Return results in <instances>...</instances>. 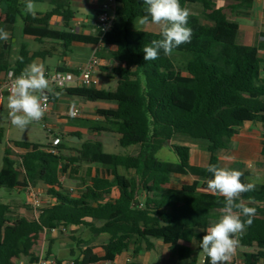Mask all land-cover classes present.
Masks as SVG:
<instances>
[{
	"label": "trees",
	"instance_id": "16d2710c",
	"mask_svg": "<svg viewBox=\"0 0 264 264\" xmlns=\"http://www.w3.org/2000/svg\"><path fill=\"white\" fill-rule=\"evenodd\" d=\"M45 1L34 0V3ZM217 1H234L248 9L253 3V0H179L181 7L190 11L187 27L192 31L191 41L177 47L186 46L191 54L180 68L176 59L165 55L163 50L158 59L144 60V47L162 37L160 33L134 28L138 17L146 15L143 0H117L113 28L102 40L104 47L115 48L116 64L108 77L118 80L116 89L70 88L58 92L89 102L116 104L114 110H99L100 120L86 121V125L92 132L117 135L121 147L137 146L138 153L135 156L108 154L99 141L84 142L68 157L62 155L66 151L62 144L56 148V155L46 151L48 144L15 142L16 148L26 152L14 157L7 148L0 171V189L11 192L42 186L54 204L39 211L25 206L29 218H22L15 215L17 204L4 203L0 198V264H15L22 258L35 264L38 261L35 252L41 249L44 230L60 224L85 227L93 236H109L102 256L94 255L87 248L81 251V260L75 259L77 264L113 263L130 244L148 239L161 240L174 253L190 258V264H195L196 254L181 243L197 242L200 249V240L209 222L219 219L224 207V198L207 188L206 181L212 176L207 167L209 164L221 166L218 153L232 149V140L245 123L243 115L264 124V60L235 53L239 49L240 26L222 8H216ZM25 3L26 0H0V7L4 6L8 14L22 18L25 36L51 40L66 47L75 42L96 45L100 42L98 38L70 31L74 13L69 0H52L53 10L35 17L24 13ZM238 6L233 5L231 9ZM195 8H199L197 13L192 11ZM54 16L63 18V30L50 26ZM10 31L13 33L12 26ZM4 43L0 41V76L10 70L19 76L39 56L22 46L16 63L11 66L10 46L5 49ZM50 99L56 101L57 96L50 94ZM1 121L0 116V143L5 136ZM177 136L205 143L208 164L193 166L191 149L183 145L171 146L178 157L177 163L159 160L157 154ZM262 146L264 159V139ZM83 166H100L109 178L97 174L85 187L81 181L80 192L74 195L65 189L60 177L69 170L73 177ZM242 173V182L252 183L251 172ZM176 175L191 176L194 183L171 189L168 185ZM255 186L254 191L242 194L245 203L256 212L252 224L237 239L239 246H257L259 251L245 254L244 264L264 261V183ZM205 264H211L210 259Z\"/></svg>",
	"mask_w": 264,
	"mask_h": 264
},
{
	"label": "crops",
	"instance_id": "0c3cea01",
	"mask_svg": "<svg viewBox=\"0 0 264 264\" xmlns=\"http://www.w3.org/2000/svg\"><path fill=\"white\" fill-rule=\"evenodd\" d=\"M52 0H46L45 2L51 5ZM80 7L83 10L91 9L92 13L86 18H76L75 11L72 9V0H69L71 10L74 13V19L70 22V30L73 29L76 25L77 21H82V26L77 29L76 34L83 35L87 38L97 39L98 38V31L96 25L97 14L99 8L101 6L102 0H79ZM230 2L231 6L236 5L238 3L234 1H217L216 8H222L219 6V3ZM242 6H238L239 8ZM224 13L226 14V10ZM52 9L49 11L51 12ZM48 13V12H47ZM37 14H45L42 12H37ZM247 14V15H244ZM227 15V14H226ZM228 16V15H227ZM240 18L232 20L239 24L240 32L237 39V44H241L244 46H254L257 50L256 57L264 60V0H253L252 7L250 9L245 8V11L239 15ZM20 20L23 23L24 29V22L21 17L14 16L8 14L4 6L0 7V28L2 24L5 25V30L9 33L8 41L12 42L14 33H11L10 27L12 26L13 32L15 29V25L17 21ZM138 21V20H137ZM135 22L134 28L137 29V23ZM50 26L56 30H63L64 29V21L62 17L54 16L50 20ZM142 31V30H141ZM147 32V31H146ZM155 33V32H151ZM160 33V32H156ZM7 41V42H8ZM17 42V41H16ZM5 44V43H4ZM22 46H25L27 50L32 54H39V56L35 57L33 61L37 63H42L45 68V75L46 78L52 76V74L58 70H64L68 72L77 73L80 68L85 66V64L89 61L93 54L97 53V56L100 58L102 62L101 67V85L97 87L98 90H105L104 83L102 76H108L112 67L116 64L114 62V54L115 48L110 47H102L100 51H97V45L94 43H71L68 47L61 43H56L51 40H38L35 37L23 36L21 38L20 44H18V54L17 58L14 59V62L11 63L10 61V54H9V64L14 66L16 63L20 50ZM7 48V47H6ZM11 49V45H10ZM10 51V50H9ZM264 78V73L262 74ZM5 79V74L0 76V83ZM111 79V78H110ZM114 84L116 82L115 87H110L109 90L114 91L117 87L118 80L116 78H112ZM70 88H81L78 83L70 84L67 86L66 89ZM59 89H56L49 83V90H47V96L50 94H55L58 92ZM62 94L57 97L56 101H53L50 107V110L43 116V125H46L44 130L48 136V142L50 141V137L59 136L62 140V145L66 147V151H63L65 156L68 153L75 154V150H78L84 142H96L100 141L97 137L100 133L92 132L89 127L86 125V121L88 122H95L100 120L98 116L99 110H114L116 109V104L114 103H107V102H89L84 99H80L77 97L70 96L65 92H61ZM8 92L5 91L3 97L0 98V110H1V118L3 119L6 117L8 119L7 131L4 129V126L1 127L4 130V140L0 143L1 150H0V171L3 168V159L4 153L7 148L10 149L12 157L17 155L25 154V150L16 148L14 143L15 142H23V143H31L30 141H26L29 139H12L11 135L13 134V127L14 125L11 124L10 119L8 118ZM79 111L80 114L76 118H70V114L74 111ZM2 122V121H1ZM38 122H40L38 120ZM248 125V124H247ZM251 131L248 134L241 129H250ZM239 130V134L236 135L232 142L235 139H239L240 143L237 150H234L232 153L234 159L227 160L228 164L223 163V159L218 153L220 164L222 167H228L231 169L230 164L233 161L237 160H244L246 158L258 159L261 156V152L263 149L262 140L264 139V124L258 122H251L249 128H245V123L243 128ZM76 134H79L80 137H77ZM78 138V140L76 139ZM119 140V138H118ZM48 144V143H47ZM170 146L173 145H183L188 146L191 149V164L193 166L205 167L209 161V153L207 152V147L200 144H188V143H178L176 139L172 140L169 143ZM137 147V146H132ZM131 148V147H128ZM138 153V147L137 152ZM236 154V155H235ZM135 155H124V156H135ZM225 160V159H224ZM76 166L74 165L71 170H75ZM249 171V170H243ZM241 171V172H243ZM251 172V171H249ZM124 173V172H123ZM99 175L102 178H109L107 171L100 166H83L78 168L76 174L72 177V173L69 170L63 178H70L71 184L69 187H76L74 185H78L81 181L84 182V187L90 185V179L94 178L96 175ZM252 174V172H251ZM133 175V173H131ZM130 175V176H131ZM256 175V174H255ZM253 174L250 179H252ZM73 178V179H72ZM194 183V178L191 176H179L176 175L172 178L170 184L168 185L171 189H180L184 185H192ZM261 184L264 183V180L260 182ZM42 187V186H41ZM78 187V186H77ZM68 187H65L67 189ZM44 192L46 189L42 187ZM78 189H81L78 187ZM18 195H17V194ZM8 194V202L15 203L16 201H25L27 200V195L21 193L20 190H15L11 192H7ZM23 195V199L21 197ZM6 194H3L5 197ZM114 196L117 197V191H114ZM16 216H20L22 218H29V214L24 208H20L15 212ZM218 219L212 220L209 222L208 227L213 223L217 222ZM80 227L74 229L78 230ZM239 235V234H238ZM237 235V237H238ZM68 236V235H67ZM67 236H48L47 243L45 246V253L46 255H54L58 261L66 262L68 260L77 259L80 257V253L82 250L87 248H91L93 254L100 257L102 256V248L109 242V236L106 234L100 236H93V239L90 241L81 242L79 245H76L73 242H70L62 237ZM235 237V238H237ZM181 245L188 246L192 254H196L195 264H203L202 260L203 257L206 255L202 250L199 249L197 242L192 244H184ZM258 248L254 246L252 248H246L237 246L236 252L231 256V258L225 262V264H244V255L255 253L254 248ZM76 251L75 257H72L73 252ZM259 251V249H258ZM257 251V252H258ZM41 249L35 252L37 257L40 256ZM27 259V258H26ZM131 259V261H128ZM191 259L180 257L178 254L174 253L171 250V246L164 244L161 240L158 239H148L145 240H136L135 243L130 244L127 251L123 254L118 256L115 261L111 264H190ZM105 263V262H101ZM100 264V263H99ZM258 264H264V261H260Z\"/></svg>",
	"mask_w": 264,
	"mask_h": 264
},
{
	"label": "clouds",
	"instance_id": "9594fccd",
	"mask_svg": "<svg viewBox=\"0 0 264 264\" xmlns=\"http://www.w3.org/2000/svg\"><path fill=\"white\" fill-rule=\"evenodd\" d=\"M143 3L147 6L146 15L138 17V23L141 26L157 25L162 37L144 47L145 61L158 59L161 50L165 55H171L174 48L191 41L192 31L187 27L190 11L182 8L179 0H143ZM24 13L32 17L37 15L34 0H26ZM8 39L9 33L0 28V41L6 43ZM19 59L23 60L22 57ZM47 90L49 80L44 65L33 61L15 78L8 94V118L11 124L23 130L31 122L42 119L47 107ZM61 94L55 93L57 97ZM207 171L212 174L206 181L207 188L224 198V207L218 221L208 227L200 240V249L210 258L211 264H225L238 246L235 237L252 224L256 209L245 203L242 194L254 191L256 186L242 182L243 173L239 170L209 164ZM242 216L247 219L242 220Z\"/></svg>",
	"mask_w": 264,
	"mask_h": 264
},
{
	"label": "rangeland",
	"instance_id": "374dc122",
	"mask_svg": "<svg viewBox=\"0 0 264 264\" xmlns=\"http://www.w3.org/2000/svg\"><path fill=\"white\" fill-rule=\"evenodd\" d=\"M79 3H80L79 0H72V9L75 11V14H76L75 17L78 19L79 18L80 19L86 18V16H88L92 13V10L91 9L83 10V8L80 7ZM35 4L37 6V12L47 13L52 9L50 4L47 2L35 3ZM219 4H220L219 6H221L222 8H224L226 10V14L228 15V17L231 21L235 20L237 18H240L239 15L245 11L244 7L231 9L230 8V6H231L230 2L219 3ZM192 11L194 13H197L199 11V8H195V10L193 9ZM137 24H138L137 29H140L142 31L155 32V33L160 32L159 27L157 25L149 24L147 26H141L139 23H137ZM13 33H14V35H13L12 42L8 41L4 44V48L7 47L8 45L9 46L11 45V49L9 51L11 63H13L14 59L17 58L18 44H20L21 38L23 36V23H22V21H20V20L17 21ZM238 47H239V49L235 51L236 54L241 55L243 53H247L250 56H252L253 58L256 57L257 50L254 46H244V45H242V42H241V44H238ZM171 56H173L176 59L177 66L181 68L185 65L186 60L191 57V54L187 51L186 46H184L181 48H174ZM102 79H103V83H104V89L106 91H109L110 87H115L114 85H116V82L114 84V81L112 79H110L108 76L103 75ZM242 118L245 120V128H249L250 123L253 122L251 120V117L248 115H243ZM1 124H2V126H4V129L7 131L8 128L6 125L8 124V119L6 117H4L2 119ZM251 130H252V128L246 129L245 131H244V129H241V131H243L244 133L246 132L247 134ZM12 133H13L11 135L12 139H29L26 141H30L33 144L41 145V146H45L48 143V136H47L46 131L43 128L42 122L33 121L29 125H27V127L24 128L23 130L14 126ZM51 138L52 137H50V139ZM97 138L104 143V152H106L108 154L124 156V155H135L137 152V147H131V148L121 147L119 144V140H118L117 135L100 134ZM175 139L178 143H188L191 145H194V144H200L201 145L202 144V145H204V147L206 146V144L203 142L193 141V140H191L187 137H183V136H177ZM239 143H240V140L237 138L232 142V149L231 150L219 152L220 156L223 159L224 164H228L227 160H229V159H225V157L234 156L232 152L234 150L238 149ZM0 150H1V146H0ZM69 154H72V153H68L65 156L64 152H62V155L65 157H68ZM157 158L159 160H162L165 162H170V163H177L178 162V157L174 153V151H172L170 145L165 147L164 149H162L157 154ZM230 167H231V169H235V170H239V171H243V170L251 171L253 174V177H252V179H250V182H252L254 184H261L260 182L262 180H264V159L261 156L257 160L255 158L252 160H251V158H246L244 160L233 161V163L230 164ZM61 179H62L61 182H62L63 186L68 187L67 189L72 194L77 195L80 192V189H78V187H79L78 185H74L76 187H72V188L69 187L70 185H72L70 178H63V176H61L60 180ZM37 188L44 192V190L42 189L41 186H38ZM7 192H10V191H8L6 189H0V198L4 203H8V197L9 196H8ZM21 193H23L24 195L25 194L27 195V192L25 190L21 191ZM3 194H6V196L3 197ZM21 197L23 199L22 194H21ZM15 204H17V206H15V207H18V209L24 208L25 206L32 209L31 206H29L27 204V200L16 201ZM62 238L66 239L70 242H73L76 245H79L81 242L92 240L93 235L90 233V231L87 228L80 227L78 230L70 231L69 236H67L65 238L62 237ZM254 251L257 252L258 248L255 247ZM75 254L76 253H73L72 257H75Z\"/></svg>",
	"mask_w": 264,
	"mask_h": 264
},
{
	"label": "built area",
	"instance_id": "2783aa9c",
	"mask_svg": "<svg viewBox=\"0 0 264 264\" xmlns=\"http://www.w3.org/2000/svg\"><path fill=\"white\" fill-rule=\"evenodd\" d=\"M118 7L117 0H102L101 6L99 8L96 25L98 31L99 43L97 44V51H100L103 47L102 40L104 37L112 30L115 19H116V9ZM82 21H77L76 25L70 31L76 34L77 29L82 26ZM102 62L97 56V53L93 54L89 61L79 69L77 73L68 72V71H56L48 78L49 83L56 89H66L68 85L78 83L81 88H97L101 85L102 81L100 78ZM16 76L12 70L5 74V79L0 86V98L3 97L5 91L10 93L12 84ZM47 107L45 114L50 110L52 101L50 96H47ZM44 114V115H45ZM80 112L74 111L70 114V118L78 117ZM1 116V110H0ZM43 122V118L39 120ZM46 128V125H43ZM62 144L61 138L59 136H52L48 142L49 148L47 152L56 155L58 151L56 150ZM62 181V179L60 180ZM27 192V204L31 206L32 210L39 211L51 207L54 204V201L46 196V194L39 190L38 188L29 186L26 190ZM72 191V190H71ZM77 226H67L60 224L50 230H44L43 233V242L41 246V253L38 257V261L35 264H59L58 259L54 255H46L45 246L47 243L48 236H69L70 231H74ZM237 249V247H236ZM235 249V252H236ZM234 252V253H235ZM83 257L80 255L79 260ZM207 259H210L207 255L203 257L202 263L205 264ZM128 261H131L129 259ZM15 264H29L28 259L22 258L15 261ZM61 264H77L75 259L62 262ZM100 264H111L109 262L100 263Z\"/></svg>",
	"mask_w": 264,
	"mask_h": 264
},
{
	"label": "water",
	"instance_id": "95a60500",
	"mask_svg": "<svg viewBox=\"0 0 264 264\" xmlns=\"http://www.w3.org/2000/svg\"><path fill=\"white\" fill-rule=\"evenodd\" d=\"M6 48V47H5ZM78 140V138H76ZM79 141V140H78Z\"/></svg>",
	"mask_w": 264,
	"mask_h": 264
}]
</instances>
